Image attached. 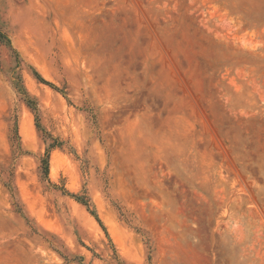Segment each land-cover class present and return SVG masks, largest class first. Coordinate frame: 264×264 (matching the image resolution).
<instances>
[{
  "label": "rangeland",
  "instance_id": "374dc122",
  "mask_svg": "<svg viewBox=\"0 0 264 264\" xmlns=\"http://www.w3.org/2000/svg\"><path fill=\"white\" fill-rule=\"evenodd\" d=\"M0 264H264V0H0Z\"/></svg>",
  "mask_w": 264,
  "mask_h": 264
},
{
  "label": "bare ground",
  "instance_id": "6f19581e",
  "mask_svg": "<svg viewBox=\"0 0 264 264\" xmlns=\"http://www.w3.org/2000/svg\"><path fill=\"white\" fill-rule=\"evenodd\" d=\"M51 174H52L53 176H55V175H56V170H55V169H52Z\"/></svg>",
  "mask_w": 264,
  "mask_h": 264
}]
</instances>
